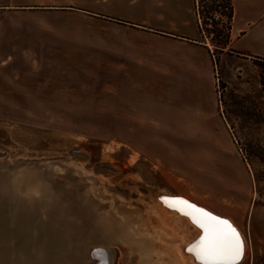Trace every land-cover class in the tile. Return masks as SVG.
Returning <instances> with one entry per match:
<instances>
[{
	"label": "rangeland",
	"instance_id": "374dc122",
	"mask_svg": "<svg viewBox=\"0 0 264 264\" xmlns=\"http://www.w3.org/2000/svg\"><path fill=\"white\" fill-rule=\"evenodd\" d=\"M226 2L0 0V80H39L0 88V162H23L0 188L40 202L62 182L92 222L67 238L109 264H193L198 228L159 200L186 196L235 221L238 264H264V60L215 47Z\"/></svg>",
	"mask_w": 264,
	"mask_h": 264
},
{
	"label": "water",
	"instance_id": "95a60500",
	"mask_svg": "<svg viewBox=\"0 0 264 264\" xmlns=\"http://www.w3.org/2000/svg\"><path fill=\"white\" fill-rule=\"evenodd\" d=\"M71 152L81 153L75 150ZM20 164L23 162H0V176L10 177L11 171ZM102 166L108 165H100ZM54 187L60 190V193H53L52 196L47 193L40 202L26 201L18 197L10 188H0V264H34L35 262L37 264H88L85 263L86 255L88 259L96 260L95 264H109L106 249L89 246L92 241H95L94 237L88 238V243L83 248L80 247L81 244H76L77 240L70 241L67 238L65 228L67 224L75 226L74 234H78V228L91 225L92 222L88 220L91 215L79 206L74 197L71 204H68L72 193H68V189L63 187L62 182L57 181ZM165 198H181L197 208H203L232 223L228 217L218 215L181 195L159 196V200ZM61 202L65 205L59 204ZM66 206L68 212L71 210L70 214L65 212ZM66 215H75L74 217L78 220L68 219ZM78 217H83V220ZM232 225L237 229L235 224L232 223ZM202 235L203 231L190 245H195ZM242 239L245 242L244 237ZM242 258L243 256L237 264ZM197 261L203 264L202 261Z\"/></svg>",
	"mask_w": 264,
	"mask_h": 264
},
{
	"label": "crops",
	"instance_id": "0c3cea01",
	"mask_svg": "<svg viewBox=\"0 0 264 264\" xmlns=\"http://www.w3.org/2000/svg\"><path fill=\"white\" fill-rule=\"evenodd\" d=\"M238 1H241L244 4L247 12H250V13L253 12L254 14L257 13V17L252 20L251 17L246 16L244 19H241L239 22H237L236 2ZM231 2L233 5V19L231 22L229 48L233 51H236V53L241 54V55L264 58V45L261 44V41L264 42V0H231ZM185 9L188 10L186 6H185ZM192 11L195 14V10H192ZM10 12H16V11H10ZM183 23L186 24V21H182V24ZM196 25H197V20H196ZM251 40L253 42H251ZM51 45H52L51 50L55 51V50L61 49V47L58 48L59 46H61L60 40L56 39L54 42H51ZM75 49L78 50V48H75ZM78 54L79 53L77 52L76 55L78 56ZM7 64H9V66L12 65L11 63H7ZM34 64L32 62L25 63V64L20 63V65L29 67V69L27 70L29 72H32L31 67ZM0 81H1L0 88H5L7 89V91H11L15 93L17 91H25V90L32 91V88H37V84L39 83L38 79L36 80L27 79L26 77L21 78L20 76L18 78L16 77L13 78L11 76L10 77L5 76ZM76 88L77 86L75 85L74 87L73 86L71 87V85H66L64 87V89L68 92L72 90H76ZM15 93L13 95L4 93L1 96L3 97L20 96L19 94H15Z\"/></svg>",
	"mask_w": 264,
	"mask_h": 264
},
{
	"label": "snow or ice",
	"instance_id": "6c2138e0",
	"mask_svg": "<svg viewBox=\"0 0 264 264\" xmlns=\"http://www.w3.org/2000/svg\"><path fill=\"white\" fill-rule=\"evenodd\" d=\"M173 199L199 214L197 217L191 212L185 213L192 216L193 222L203 230L199 241L188 249L190 252H195L197 260L202 261L203 264H237L240 261L245 251V242L232 223L203 208H197L186 200Z\"/></svg>",
	"mask_w": 264,
	"mask_h": 264
},
{
	"label": "bare ground",
	"instance_id": "6f19581e",
	"mask_svg": "<svg viewBox=\"0 0 264 264\" xmlns=\"http://www.w3.org/2000/svg\"><path fill=\"white\" fill-rule=\"evenodd\" d=\"M178 196H180V195H178ZM184 197V196H183ZM185 198L186 199H188V200H190V201H194V203H196V204H200V205H202V206H205V205H203V204H201V203H198L197 201H195V200H192L191 198H189V197H186L185 196ZM164 201H166L167 203H168V205L171 207L170 208V210L171 209H173L174 211H175V213L176 214H181V215H184V216H186L187 217V219H189L191 222L190 223H193L197 228H198V230H199V234H200V232L201 231H203V230H201L199 227H198V225L196 224V223H194L193 222V219H192V216H190V215H186L185 213H189V212H191V213H193V215H196L197 217H199V214L198 213H196L195 212V210L194 209H192V208H189L187 205H184V204H181V203H177L176 202V200L175 199H170V198H165V200ZM159 204H161L162 205V201H161V203H160V201H159ZM166 204V203H165ZM166 206V205H165ZM168 206V207H169ZM206 208H208L209 210H211L212 212H214V213H216V214H218V215H223V214H220V213H218L217 211H214V210H212L211 208H209V207H207V206H205ZM164 209V208H163ZM165 210V209H164ZM169 210V209H168ZM167 212H165V214H166ZM169 213V212H168ZM224 216H226V215H224ZM228 218H229V216H227ZM230 220H231V218H229ZM188 221V220H187ZM232 221V220H231ZM235 222V221H234ZM233 221H232V223L233 224H235ZM236 227H237V224H236ZM237 229H238V232L241 234V237L243 238V235H242V233H241V231L239 230V228L237 227ZM198 232V231H197ZM199 234H198V236H199ZM197 236V237H198ZM196 239V238H195ZM195 239H193V241L195 240ZM192 241V242H193ZM191 244V243H190ZM189 244V245H190ZM194 245V244H193ZM192 245V246H193ZM184 246V245H183ZM182 246V247H183ZM191 245L190 246H188L187 247V250L190 248V247H192ZM181 247V246H180ZM181 247V248H182ZM186 248V247H185ZM183 249V248H182ZM182 249H180V250H182ZM183 252H184V250H183ZM188 252H190V251H188ZM182 253V252H181ZM186 254V253H185ZM187 254H189V253H187ZM244 254H245V251H244ZM244 254H243V257H244ZM184 255V254H183ZM190 256H188V257H190V260H192V261H194L193 262V264L195 263V262H197L198 264H202V263H200L199 261H197L196 260V255H195V252H190V254H189ZM187 257V256H186ZM189 260V259H188ZM191 261V262H192Z\"/></svg>",
	"mask_w": 264,
	"mask_h": 264
},
{
	"label": "trees",
	"instance_id": "16d2710c",
	"mask_svg": "<svg viewBox=\"0 0 264 264\" xmlns=\"http://www.w3.org/2000/svg\"><path fill=\"white\" fill-rule=\"evenodd\" d=\"M226 8H227V11L225 13V17H226V20H227V24H226V29L223 33V39L221 41V43H219L218 45H215V47L222 51L223 49L225 48H229V43H230V32H231V22H232V19H233V5H232V2L231 0H227L226 2ZM213 37H211V40H212ZM206 46V45H205ZM258 59H260V57H257ZM260 60H264V58H261ZM264 84V83H263Z\"/></svg>",
	"mask_w": 264,
	"mask_h": 264
}]
</instances>
